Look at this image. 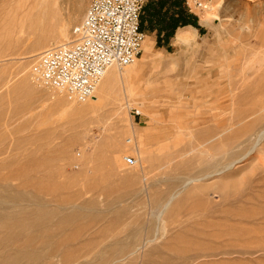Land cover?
Listing matches in <instances>:
<instances>
[{
	"label": "rangeland",
	"instance_id": "374dc122",
	"mask_svg": "<svg viewBox=\"0 0 264 264\" xmlns=\"http://www.w3.org/2000/svg\"><path fill=\"white\" fill-rule=\"evenodd\" d=\"M179 1L194 18L186 30L198 47L177 50L173 36L157 46L155 25L146 22L136 74L123 87L129 92L120 100L122 87L115 91L122 105L112 110L106 100L87 114L77 109L84 103L39 85L32 67L57 45L48 35L86 2L85 13L89 0H0V182L17 172L10 186L26 183L34 195L8 213L24 223L75 214L72 223L84 224L79 241L95 245L76 255L90 264H264V65L246 40L264 30V0ZM79 22L69 23V40ZM140 137L144 155L135 148ZM126 155L134 165L123 163ZM224 162L234 165L214 175ZM190 177L203 179L182 186ZM1 185L0 200L10 203L14 194ZM39 197L43 211L58 209L54 217L30 205ZM69 204L92 208L91 220Z\"/></svg>",
	"mask_w": 264,
	"mask_h": 264
},
{
	"label": "bare ground",
	"instance_id": "6f19581e",
	"mask_svg": "<svg viewBox=\"0 0 264 264\" xmlns=\"http://www.w3.org/2000/svg\"><path fill=\"white\" fill-rule=\"evenodd\" d=\"M85 6H86V2L83 5V9L79 12V14L77 16L70 18L71 20L69 19L68 22L65 21V23L59 27V29L55 30V32L48 35L47 41L49 44L51 43V44H57V45H64V44H67L70 42V40H69L70 39V35H69L70 32H69V26L68 25H70L69 24L70 22L78 23L79 21L80 22L82 21L84 14H85L84 13V7ZM198 6H202V4L198 3ZM202 7L204 9L205 14H210V12H208V6L207 5H203ZM188 32H190L192 35L194 30L188 31ZM248 36H250V37H249V39L247 38L246 40L247 41L249 40L248 44L250 47L247 50L252 51V54L255 56V58L253 57L252 59H254V61H256V63H257V61H259L258 68H260V66L262 67L264 65V30L258 31L257 33H254V34H252V32L250 30V33L248 34ZM143 43L145 44V39H144ZM57 45H54V46H57ZM52 46L53 45H51L50 47H52ZM248 58H249V56H248ZM133 63H131L128 66L122 67V68H120L116 65H112V66L108 67L106 69V71L104 72L102 78L100 79L99 83L97 84L93 96L88 100V102L86 101L87 103L80 102V103H84V105H79L77 109H79V111L85 112L87 114H94V113H96V111H98L99 109L102 108V106L106 100L109 101L108 106L110 105L112 110H116V107H118V106L120 107V105H122L121 104L122 102H120V100L122 97H124V92L125 93L127 92V91L123 90V87L127 88L128 83L134 79V76L136 74V72L134 70L135 66ZM117 87H122L121 91L123 93V96L121 95L120 100H119V98H118V100H116L117 99L116 96H119L117 93H115ZM117 89H119V88H117ZM72 101H73V99H72ZM85 104H87V105H85ZM139 140L141 141V143L139 145H136L135 148L137 147L139 150V153L144 155L146 153V146L143 143V140L141 137ZM257 141H259V140H257ZM127 142H130V141L127 140ZM252 148H253V146L248 150V152L246 150L245 154L241 157L242 159L241 158L240 159L243 160V158L250 153ZM223 158H224V155H223ZM236 158L238 159V157H236ZM222 161H223V159H222ZM222 161L219 164H222ZM232 164L233 163H227L226 162L223 165H219L218 168L214 169V171H213L214 175H220L223 173L225 174V172L230 168V166ZM18 176L19 175H17V172H15L14 174L8 173L7 175H5V178L2 180L3 182H0V183H2V185L0 184L1 189H4L5 192H6V190L10 191V193L13 192V194H14L13 198L8 199V201H10V203L4 202V200H2V199L0 200V229L4 228L5 232H8V233H5L2 235V233H4V232L2 230H0V264H90L91 260H89L88 258H87V260L89 262L81 259V257H82L81 254L76 255L77 252H79V251L81 252L82 250H87L86 252L84 251V254H86V255L91 253L92 250L94 249L93 246H95V245H93V243L90 242L89 240H86V241L80 240L79 241V235L78 236H76V235L83 228L84 224L72 223V221H74L76 219L75 214L70 215V213H69L68 216L63 215L65 219L63 218V216H62V219H60L61 215L59 214L58 218L60 219V221L58 223H24L26 221L22 222V220L17 219V214L15 215V214H9L8 213V209L13 208L17 204H19L21 201H25V199L30 198L29 200H31V198L34 197L33 194L31 195L32 191L31 192H25L24 187L27 185L26 183H24L23 185H20L21 188H19L18 186L12 187L8 183V180H6V179H17ZM195 178H197V177H195ZM202 179H191V177H190V179H186L187 181L183 180L181 185L185 186V184L188 185V183H192V182H196V181L200 182V180H202ZM174 181H176V180H174ZM22 187H23V189H22ZM9 195H12V194H8V196L6 197V200L9 197ZM173 196L174 195L172 194V192L169 193V195L166 197L167 199L164 201V203L160 204L158 202V205H159L158 207L166 206L170 202V200H172ZM44 202L39 197L37 200H35L33 202L31 201L30 205L33 204V205H35L41 209L42 207H44ZM113 202H115V201H110V202H108L107 205L108 206L110 204L112 205ZM90 204H91L90 206H93L92 204H94V203H90ZM66 205L67 204H65V205L60 204V205H58L57 208L62 209ZM69 205H71V204H69ZM71 207H75V209H76V207L77 208L79 207V210H80V208H82L81 206L75 205V204H72ZM85 207H83L81 210H84ZM90 209L92 211V208H90ZM55 210H58V209L53 208V209L46 210V211H43L41 209V213L39 216H41L43 218L50 219V218H52V216L54 217V214L56 213ZM86 210H88V212ZM84 211L86 212V214L88 213V215L91 214V211L89 213V209H85ZM10 212H14V211L10 210ZM85 212L83 215H86ZM161 212H162V210H161ZM93 214L94 213H92V215ZM88 215L86 216V218H84L81 215H78L77 217H80L81 218L80 220L81 221L83 220V222L85 223V222H87L85 219H87ZM94 216H92V217L94 218ZM55 217H57V216H55ZM82 218H84V219H82ZM90 218H91V216L89 215V219ZM8 222H10V223H8ZM132 230H133V228H132ZM135 233H137V232H135ZM126 234L131 235L130 233H125V235ZM123 235L124 234H122L121 236H123ZM112 236H114V234ZM115 236H116V234H115ZM122 238H124V237H122ZM133 238H135V237H133ZM125 239H126V237H125ZM105 241H107V240H105ZM113 242H115V241H113ZM102 246H104V244H102ZM102 246H100L99 250L98 249H96V250H98V252H99L100 250H102V248H103ZM108 247L111 249V246H107V248ZM117 247H118V245H117ZM124 250H122L121 252L119 251V252L122 254V252ZM111 251L112 250H110V252ZM105 252H107V251H105ZM105 252L101 251L100 254L101 253L104 254ZM115 253H117V251ZM104 255L107 258V255L106 254H104ZM204 255H206V254H204ZM92 256H94V254ZM101 256H103V255H101ZM112 256H114V255L112 254ZM201 256H202V254H201ZM198 257H200V256H198ZM94 258L95 259L100 258L99 254L96 253ZM106 258L102 257V259H104V260ZM53 259H56V261L54 262ZM57 260L60 263H58ZM98 260H100V259H98ZM107 261H108V259H107ZM107 261H105V262H107ZM98 263L100 264V262H98Z\"/></svg>",
	"mask_w": 264,
	"mask_h": 264
},
{
	"label": "built area",
	"instance_id": "2783aa9c",
	"mask_svg": "<svg viewBox=\"0 0 264 264\" xmlns=\"http://www.w3.org/2000/svg\"><path fill=\"white\" fill-rule=\"evenodd\" d=\"M143 7L144 0H89L70 42L49 47L37 57L32 67L37 83L77 102L89 100L108 67L128 66L141 54ZM123 163L132 166L135 159L126 155Z\"/></svg>",
	"mask_w": 264,
	"mask_h": 264
},
{
	"label": "trees",
	"instance_id": "16d2710c",
	"mask_svg": "<svg viewBox=\"0 0 264 264\" xmlns=\"http://www.w3.org/2000/svg\"><path fill=\"white\" fill-rule=\"evenodd\" d=\"M167 5V7H166ZM176 8V11L169 13V10ZM179 0H156L152 4H144L140 17V28L145 30V23L154 24L156 29L157 46L168 42L178 27L195 25Z\"/></svg>",
	"mask_w": 264,
	"mask_h": 264
},
{
	"label": "clouds",
	"instance_id": "9594fccd",
	"mask_svg": "<svg viewBox=\"0 0 264 264\" xmlns=\"http://www.w3.org/2000/svg\"><path fill=\"white\" fill-rule=\"evenodd\" d=\"M198 35L199 34L197 33V37ZM169 43L171 47L177 50L183 49L186 51H190L193 48L198 47V41L192 39L191 33L188 32L186 29H178Z\"/></svg>",
	"mask_w": 264,
	"mask_h": 264
},
{
	"label": "crops",
	"instance_id": "0c3cea01",
	"mask_svg": "<svg viewBox=\"0 0 264 264\" xmlns=\"http://www.w3.org/2000/svg\"><path fill=\"white\" fill-rule=\"evenodd\" d=\"M178 29H190L189 25L187 26H183V27H178L176 30H175V33L177 32ZM188 31V30H187Z\"/></svg>",
	"mask_w": 264,
	"mask_h": 264
}]
</instances>
